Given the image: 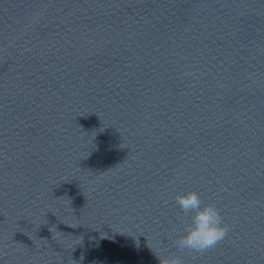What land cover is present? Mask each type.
Returning a JSON list of instances; mask_svg holds the SVG:
<instances>
[{"label": "water", "instance_id": "obj_1", "mask_svg": "<svg viewBox=\"0 0 264 264\" xmlns=\"http://www.w3.org/2000/svg\"><path fill=\"white\" fill-rule=\"evenodd\" d=\"M264 264V0H0V264H158L175 194Z\"/></svg>", "mask_w": 264, "mask_h": 264}, {"label": "clouds", "instance_id": "obj_2", "mask_svg": "<svg viewBox=\"0 0 264 264\" xmlns=\"http://www.w3.org/2000/svg\"><path fill=\"white\" fill-rule=\"evenodd\" d=\"M174 199L181 210L182 219L187 218V222L183 224L182 233L173 241L177 252L163 250L154 252L158 264H185L179 253L185 250L193 252L208 250L223 240L229 231L219 207L214 202L205 203L199 192L195 190L178 192Z\"/></svg>", "mask_w": 264, "mask_h": 264}]
</instances>
